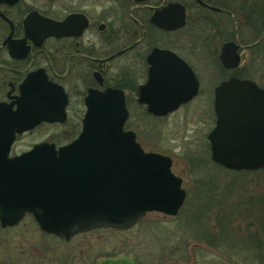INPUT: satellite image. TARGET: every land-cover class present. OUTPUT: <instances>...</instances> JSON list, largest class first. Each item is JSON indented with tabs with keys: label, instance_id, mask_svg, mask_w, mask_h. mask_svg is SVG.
I'll return each instance as SVG.
<instances>
[{
	"label": "water",
	"instance_id": "water-1",
	"mask_svg": "<svg viewBox=\"0 0 264 264\" xmlns=\"http://www.w3.org/2000/svg\"><path fill=\"white\" fill-rule=\"evenodd\" d=\"M41 20L42 37L67 34L69 19ZM150 22L174 30L184 24L183 6L169 2L156 8ZM218 58L224 68H236V44L224 42ZM146 60L147 79L138 87L137 101L147 112L165 115L196 94V76L174 52L153 48ZM65 104L62 88L39 72L28 74L14 102L0 103L1 227L31 213L41 230L69 239L95 228L128 229L148 212L178 213L185 198L181 178L172 173L169 157L145 152L134 133L123 130L128 112L117 88L88 90L81 131L68 144L55 150L40 143L8 157L15 132L41 121L62 122ZM214 111L215 127L208 134L211 160L230 170L264 167V89L231 76L214 88Z\"/></svg>",
	"mask_w": 264,
	"mask_h": 264
},
{
	"label": "flooded vegetation",
	"instance_id": "flooded-vegetation-1",
	"mask_svg": "<svg viewBox=\"0 0 264 264\" xmlns=\"http://www.w3.org/2000/svg\"><path fill=\"white\" fill-rule=\"evenodd\" d=\"M111 2L113 7L104 10L103 0H17L13 4L0 1V103L14 102L20 95V85L32 72H39L45 76L46 81L59 85L66 98L64 120L41 121L30 130L15 132L8 157L18 156L40 143L52 144L57 150L71 142L81 131L85 113L84 99L88 90L91 88L103 90L108 87L123 92L128 112L123 130L133 132L135 141L144 150L138 140V133L143 132L147 136L156 132V128L151 127L146 121H163L178 110L189 106L202 94L197 72L206 69H203L199 61L218 62L221 71L229 72L227 78L231 75L240 77L235 73L239 65L234 69H226L221 65L218 56L222 43L234 42L240 61L241 51L245 50L253 51L251 53L257 55L255 56L257 60H264V0L140 2L111 0ZM169 2L183 6L184 24L167 31L154 26L150 22V17L156 8H161ZM114 3L118 4L115 6L117 8L114 7ZM119 11H123L121 17ZM42 18L56 22L69 19L65 25L67 34L42 37L46 30ZM198 32L203 34L201 39L206 41L212 39V35L216 33L221 36L224 34L222 39L225 40L212 58L210 54L208 56L197 52ZM159 34L175 37L173 41L165 40L163 43L158 38ZM153 48L169 49L174 52L192 70L198 81V89L193 97L162 116L147 112L146 106L137 101L138 87L147 79L149 64L146 57ZM10 50L13 55L10 54ZM204 56L208 58H203ZM140 77L143 81L137 82ZM216 85L211 93L206 92L205 100L200 102L202 104L199 105V114L189 113L182 118V121L188 119V123L195 119L192 124H195L196 130H191L193 135L188 134L187 138H192L198 150H209V153L208 134L216 122L214 111ZM128 93L133 94L135 107L141 109L137 115L129 108ZM15 108L16 103H13L12 109ZM131 115L134 118L132 126L129 123ZM44 126L52 128L47 131L46 136L27 143L22 140L24 135ZM54 126H62V130L56 133ZM147 152L169 157L172 169L170 156L156 151ZM26 221L28 224L24 226ZM22 225L24 227H20ZM86 232H79L65 239L41 230L34 216L25 213L16 224L0 226V264H86L90 254L87 255L83 247L80 249L71 245L72 239ZM120 262L125 263L119 260L94 264Z\"/></svg>",
	"mask_w": 264,
	"mask_h": 264
},
{
	"label": "rangeland",
	"instance_id": "rangeland-1",
	"mask_svg": "<svg viewBox=\"0 0 264 264\" xmlns=\"http://www.w3.org/2000/svg\"><path fill=\"white\" fill-rule=\"evenodd\" d=\"M117 5L114 3V7ZM112 7L111 0H103L104 10ZM122 12L119 11L120 17ZM198 34L197 52L212 58L224 34L216 33L207 41L201 39V32ZM174 37L158 36L163 43L173 41ZM251 52L241 51L242 59L235 73L264 87V60H257ZM199 62L206 69L197 72L200 97L163 121H146L156 132L147 136L138 133L145 151L172 158V170L181 176L186 192L184 205L173 217L148 212L127 230L98 228L77 235L71 245L83 247L90 254L86 264L119 260L127 264H264V168L226 170L211 162L209 150H198L192 138H187L188 134L193 135L191 130H196L192 124L195 119L188 123V119L182 118L189 113L199 114L206 92L211 93L220 80L230 75L221 71L218 62ZM141 81L143 78H138L137 82ZM128 95L129 108L137 115L141 109L135 107L133 94ZM129 123H134L132 115ZM51 129L44 126L24 135L22 140L31 142L46 136ZM60 130L62 126H54L56 133Z\"/></svg>",
	"mask_w": 264,
	"mask_h": 264
},
{
	"label": "bare ground",
	"instance_id": "bare-ground-1",
	"mask_svg": "<svg viewBox=\"0 0 264 264\" xmlns=\"http://www.w3.org/2000/svg\"><path fill=\"white\" fill-rule=\"evenodd\" d=\"M223 40H225V39H223ZM220 52V51H219Z\"/></svg>",
	"mask_w": 264,
	"mask_h": 264
}]
</instances>
